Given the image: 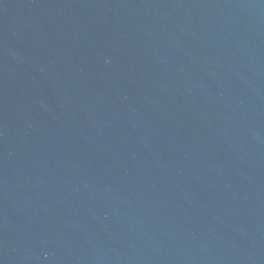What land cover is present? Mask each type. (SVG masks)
<instances>
[{"label":"water","instance_id":"1","mask_svg":"<svg viewBox=\"0 0 264 264\" xmlns=\"http://www.w3.org/2000/svg\"><path fill=\"white\" fill-rule=\"evenodd\" d=\"M0 264H264V0H0Z\"/></svg>","mask_w":264,"mask_h":264}]
</instances>
